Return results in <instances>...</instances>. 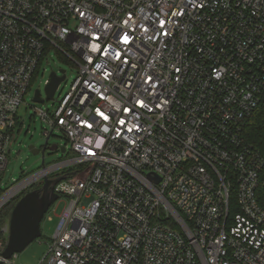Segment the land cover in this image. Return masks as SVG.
<instances>
[{
	"label": "built area",
	"instance_id": "2783aa9c",
	"mask_svg": "<svg viewBox=\"0 0 264 264\" xmlns=\"http://www.w3.org/2000/svg\"><path fill=\"white\" fill-rule=\"evenodd\" d=\"M50 50L78 74L35 112L72 156L0 195L68 174L40 264H264V157L243 135L264 103V0H0L1 187Z\"/></svg>",
	"mask_w": 264,
	"mask_h": 264
},
{
	"label": "rangeland",
	"instance_id": "374dc122",
	"mask_svg": "<svg viewBox=\"0 0 264 264\" xmlns=\"http://www.w3.org/2000/svg\"><path fill=\"white\" fill-rule=\"evenodd\" d=\"M61 69L66 70L67 77L61 82L55 93L54 99L48 100L46 99L45 93L46 83L49 80L52 71L61 74ZM77 74L78 68L73 63H67L64 61L54 50L46 52L40 72L32 82L31 89L25 94L24 101L17 112V123L14 127V137L7 153L8 165L2 175L3 190H9L29 175L42 169L44 165H51L72 156L70 152L71 145L67 137L59 128H56L53 131V134L48 139V145L57 144L59 147L66 146L67 152L63 153L60 148L58 150L47 148L43 154V147L47 141L45 131H50L52 127L35 111L42 110L52 113L58 105V101L70 89ZM38 89L41 91V96L44 99L43 102L34 101L35 92ZM31 146L40 149V152L37 154L33 153L30 150ZM58 172L59 171L52 173L51 176H54ZM11 200L12 198L7 202ZM66 201V197L61 196L53 203L42 220V235L34 240L22 252L13 257V261L16 264H40L41 259L48 251L50 242L53 239L59 221L58 215L63 209ZM9 204H11V202ZM11 213L12 211L9 216V213L6 214L9 217L7 222L10 220ZM50 216L51 219L49 218ZM6 234L8 240V232H6ZM6 244L7 241L5 245ZM1 245L2 244L0 243V247H2Z\"/></svg>",
	"mask_w": 264,
	"mask_h": 264
},
{
	"label": "water",
	"instance_id": "95a60500",
	"mask_svg": "<svg viewBox=\"0 0 264 264\" xmlns=\"http://www.w3.org/2000/svg\"><path fill=\"white\" fill-rule=\"evenodd\" d=\"M60 72L61 74L52 71L49 81L46 83L45 93L48 100L54 99L58 86L66 79V70L61 69ZM34 101H44L39 89L35 92ZM47 148L51 150L60 148L63 153L67 151L66 146L48 145V139L43 147V154ZM30 150L35 154L40 152V149L35 146H31ZM67 176L68 174H63L56 178L46 176L42 187L26 192L19 199L11 213L8 240L1 253L0 264H5L6 260L12 259L42 235V220L53 203L59 199V194L56 192L55 187Z\"/></svg>",
	"mask_w": 264,
	"mask_h": 264
},
{
	"label": "trees",
	"instance_id": "16d2710c",
	"mask_svg": "<svg viewBox=\"0 0 264 264\" xmlns=\"http://www.w3.org/2000/svg\"><path fill=\"white\" fill-rule=\"evenodd\" d=\"M60 57L64 61L69 63V61L66 58H64L61 55ZM38 70L39 68L37 69L35 77L39 72ZM243 135H244L245 141L253 145L260 152V154L264 157V103L254 112V114L248 120L244 128ZM40 187H42V183L35 184L30 189H38ZM4 191L5 190H3L0 185V195ZM28 191H25L24 193H21L13 197L11 201L7 202L0 209V243L2 244L1 245L2 247H0V252H2L4 247L6 246L5 243L7 241V234L3 230V228L8 221V218H9L8 216L10 215V212L13 210V208L15 207L19 199ZM257 198H258L259 204L264 208V166L260 172V182L257 187ZM10 202L11 204H9ZM231 202H232V199H231ZM6 212L9 213L8 216L6 215L7 214Z\"/></svg>",
	"mask_w": 264,
	"mask_h": 264
},
{
	"label": "snow or ice",
	"instance_id": "6c2138e0",
	"mask_svg": "<svg viewBox=\"0 0 264 264\" xmlns=\"http://www.w3.org/2000/svg\"><path fill=\"white\" fill-rule=\"evenodd\" d=\"M125 42H127V37H125ZM102 115V114H101ZM105 119H107V117H105ZM129 131H131V129H129Z\"/></svg>",
	"mask_w": 264,
	"mask_h": 264
}]
</instances>
